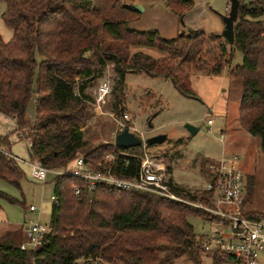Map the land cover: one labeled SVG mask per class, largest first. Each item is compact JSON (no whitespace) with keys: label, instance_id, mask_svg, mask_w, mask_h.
I'll return each mask as SVG.
<instances>
[{"label":"trees","instance_id":"16d2710c","mask_svg":"<svg viewBox=\"0 0 264 264\" xmlns=\"http://www.w3.org/2000/svg\"><path fill=\"white\" fill-rule=\"evenodd\" d=\"M0 1L5 5L1 19L12 32L8 42L0 39V114L13 118L29 141L31 161L50 170H69L82 157L88 167L102 170L107 154H121L114 143L89 148L82 132L93 102L86 89L108 65L116 76L113 110L122 115L126 74L169 79L190 97L191 75L219 74L229 68L235 51L242 62L228 75L241 82L238 126L259 139L264 156V0H239L231 47L218 35L208 38L199 31L163 39L157 32L133 30L129 26L139 20V12L125 0ZM164 2L179 17L193 6L192 0ZM149 50L159 56L145 52ZM33 96L35 116L30 121L26 111ZM8 138L0 136V180L18 187L24 173L10 157ZM114 167L132 178L138 162L130 155L126 169L121 163ZM52 184L50 233L39 247L27 250L20 249L23 239L15 241L18 232L5 233L0 237V264H160L161 247L174 254L200 248L202 236L195 235L188 218L206 214L190 205L104 185L88 190L71 176L57 175ZM169 186L174 195L192 203L208 205L213 195L176 187L171 180ZM252 189L249 179L247 196ZM0 198L20 204L3 193ZM211 256L214 264L233 262L230 256Z\"/></svg>","mask_w":264,"mask_h":264},{"label":"rangeland","instance_id":"374dc122","mask_svg":"<svg viewBox=\"0 0 264 264\" xmlns=\"http://www.w3.org/2000/svg\"><path fill=\"white\" fill-rule=\"evenodd\" d=\"M227 2L229 0H194L193 6L186 15H183L182 20L167 10L164 0H125L124 4L140 5L142 8V12H139V20L134 23L137 31L157 32L161 38L171 39L180 35L182 31L188 34L192 25L193 29L199 28L205 32L208 38L220 35L222 32L220 28L224 26L223 18L228 13L224 11ZM4 10L5 5L0 1V39L6 43L10 40L12 32L1 19ZM219 31L220 33H216ZM145 52L154 57L159 56L154 50ZM241 62V54L235 51L229 68H224L219 74L209 75L200 72L191 75L189 82L192 96L190 97L181 94L169 79L144 73H128L123 79L122 115H118L113 110L116 102L111 95L116 76L112 65H108L104 73L86 89V93L93 98L99 83L102 80L110 81L111 93L103 106L102 113H97L94 105L91 104L90 118L82 128L84 139L89 142V148H93L101 144L114 143L115 136L125 129L142 140L164 135L166 140L162 144L147 146L146 151L166 157L172 184L191 192L206 187L208 182L206 169L210 163L219 161L222 156L225 158L238 156L240 158L238 163L242 164L243 168L240 170L244 178L243 198L246 197L248 176H253L257 171L254 175L255 186L251 207L264 212V158L255 148V137L238 126L241 82L228 75L229 69L240 65ZM26 115L30 121L34 119V96L28 103ZM0 117L4 116L0 115ZM208 119L213 120L211 126L207 125ZM185 124L200 129L195 135L190 136L184 129ZM12 128L13 125L9 121L6 127L0 125V134L8 135ZM220 130H224L223 133ZM244 138L247 140L245 141ZM26 143L23 140L16 141L11 151L18 159L29 162L31 161L29 146ZM242 149L250 151L246 162L241 158ZM117 151L126 156L141 155L143 146ZM20 166L24 177L19 181L18 187L0 180V193L20 202V204H10L0 198V236L8 226L20 227L29 219L43 225H48L50 220L52 181L55 176L48 175L45 183H37L30 178L28 166L23 163ZM175 202L185 204L187 201L181 199ZM30 206L35 207L37 211L30 213L28 211ZM188 220L196 236L204 237L215 229L205 218L189 217ZM18 230L16 242L24 239L23 236L21 237L20 228ZM161 248L160 264H214L212 254L202 248H198L197 251L184 250L178 254L164 247ZM262 261L264 262V259Z\"/></svg>","mask_w":264,"mask_h":264},{"label":"built area","instance_id":"2783aa9c","mask_svg":"<svg viewBox=\"0 0 264 264\" xmlns=\"http://www.w3.org/2000/svg\"><path fill=\"white\" fill-rule=\"evenodd\" d=\"M111 93L109 80H102L94 91L92 104L97 113H102L104 104ZM126 120V116H124ZM121 123V121H120ZM213 124L212 119L207 125ZM122 125V124H120ZM143 146L141 155H132L138 162V171L132 178H125L116 172L115 165L121 163L126 169L129 156L123 154H107L102 163L107 165L102 170L88 167L82 157L77 158L69 170H50L38 161L25 162L10 156L18 165L25 164L29 168L30 178L37 183H45L48 175L71 176L83 181L88 190L97 185H104L122 190H134L156 195L171 201H181L170 189L168 161L161 154L149 153ZM208 182L205 190L212 191L209 204L186 202L206 214L205 220L215 229L202 237L199 247L205 252L230 256L236 264H264V217H250L243 211L242 173L234 166V159H221L207 166ZM75 195L80 194L76 186ZM183 200V199H182ZM52 201L54 198L52 197ZM224 207V209H222ZM28 211L34 213L36 208L30 206ZM48 225L33 222L24 223L26 242L20 245L21 250L36 249L43 237L50 233Z\"/></svg>","mask_w":264,"mask_h":264},{"label":"water","instance_id":"95a60500","mask_svg":"<svg viewBox=\"0 0 264 264\" xmlns=\"http://www.w3.org/2000/svg\"><path fill=\"white\" fill-rule=\"evenodd\" d=\"M244 2L247 3V1ZM133 8L138 12H142V8L140 7V5H133ZM238 8L239 0H229V11L228 14L223 18L224 27L221 34L218 35V37L221 38L224 44L228 47H231L234 44V23L237 18ZM180 18L182 20L183 16H181ZM183 34L184 31H182L180 35ZM150 128L151 126H149V129ZM184 129L190 136H193L199 131L200 127L185 124ZM165 140L166 136L164 135L152 136L142 140L137 138L133 133L129 132L127 129H125L115 136L114 145L117 148L130 149L134 147H140L142 145L147 147L162 144Z\"/></svg>","mask_w":264,"mask_h":264},{"label":"crops","instance_id":"0c3cea01","mask_svg":"<svg viewBox=\"0 0 264 264\" xmlns=\"http://www.w3.org/2000/svg\"><path fill=\"white\" fill-rule=\"evenodd\" d=\"M193 1V3H194V0H192ZM197 1H199V0H197ZM133 6V5H132ZM168 10V9H167ZM224 11H229V2H227V4H226V6L224 7ZM187 13V12H186ZM186 13L184 14V15H186ZM228 14V13H227ZM226 14V15H227ZM132 26V27H131ZM263 26H264V21H263ZM131 29H133V30H136L134 27H135V25H134V23L133 24H131L130 26H129ZM192 27H194L193 25H192ZM191 27V28H192ZM223 25L221 26V28L220 29H222L223 30ZM190 28V30L191 31H199V32H202V33H204L205 34V32H203L202 30H199V28H197V30H195V28L193 29H191ZM137 31V30H136ZM216 33H220V31L219 32H216ZM172 39V38H171ZM1 115V114H0ZM4 116V115H3ZM4 118V119H3ZM8 121L9 122H11V124L13 125V128H12V130H10V132L8 133V135H9V143H10V153H11V155L12 156H14L13 154H12V151H11V147L13 146V144L16 142V141H20V140H23V141H25V142H27L26 144H28V146H29V142H28V140L26 139V138H24V137H22V135H21V133L16 129V123H15V120L13 119V118H10V117H7V116H4V117H0V125L1 126H3V127H6L7 126V123H8ZM240 128V127H239ZM241 129V128H240ZM242 130V129H241ZM223 131L224 130H220V132L221 133H223ZM244 131V130H243ZM245 132V131H244ZM247 133V132H246ZM4 135H6V134H0V136H4ZM245 139V141L247 140V138H244ZM254 145H255V148L257 149V151L259 150L260 152H261V149H260V142H259V139L258 138H256L255 137V139H254ZM255 149V150H256ZM243 150V154H242V156H241V158L246 162L248 159H249V150H246L245 149V151H244V149H242ZM224 151H225V149H224ZM249 151V152H248ZM261 154H262V152H261ZM231 155H233V154H231ZM262 156H263V154H262ZM14 157H16V156H14ZM263 158H264V156H263ZM221 159H234V166L240 171L241 169H243L242 168V164H240V163H238L239 162V157L238 156H235V155H233V158H225V157H221ZM221 159H219V161L221 160ZM217 162V161H216ZM20 166V165H19ZM20 168H21V166H20ZM22 170V169H21ZM259 171V170H258ZM241 172V171H240ZM257 174V171L254 173V175H256ZM254 175L252 176V175H249L248 176V179H247V183H246V185L248 184V182H249V179H252V181H253V189H252V194H251V196L249 197V196H247V195H245L246 197H244V199H246L247 200V202H246V204H244L243 205V211L246 213V214H250V215H254V216H264V212H261V210L259 209V210H256V209H253V207H251L252 205H253V200H252V196H253V192H254V186H255V182H254V179H255V177H254ZM171 180V179H170ZM172 181V180H171ZM205 189V188H204ZM36 211H37V209H36ZM35 211V212H36ZM34 212V213H35ZM25 223V222H24ZM20 228V231H21V237L23 236L24 237V239H23V241H22V243H24V242H26V236H25V233H24V224L22 225V226H20V227H15V226H8L7 227V230L2 234V235H4L5 233H7V232H12V231H19L18 229ZM1 235V236H2ZM0 236V237H1Z\"/></svg>","mask_w":264,"mask_h":264}]
</instances>
